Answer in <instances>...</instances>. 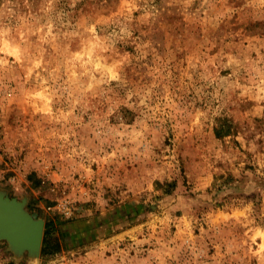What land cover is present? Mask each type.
<instances>
[{
  "label": "clouds",
  "instance_id": "9594fccd",
  "mask_svg": "<svg viewBox=\"0 0 264 264\" xmlns=\"http://www.w3.org/2000/svg\"><path fill=\"white\" fill-rule=\"evenodd\" d=\"M93 2L0 4V187L70 233L0 264H264V0Z\"/></svg>",
  "mask_w": 264,
  "mask_h": 264
},
{
  "label": "rangeland",
  "instance_id": "374dc122",
  "mask_svg": "<svg viewBox=\"0 0 264 264\" xmlns=\"http://www.w3.org/2000/svg\"><path fill=\"white\" fill-rule=\"evenodd\" d=\"M3 2L4 0H0V4H3ZM98 8V0H94L92 4L84 7V13L97 10ZM22 11H26V9H22ZM213 54H215V50ZM233 134L234 126L227 120L225 121V126L221 129H217L215 132L216 139L220 141H224L226 137H230ZM221 147L226 153L227 145L222 144ZM249 159H251L250 156ZM217 167L223 168L224 164L220 163ZM247 167L251 168L252 166L248 165ZM9 175H15V173H9ZM53 179H55V177ZM189 179L195 183L196 172L194 170L190 176L184 177L185 184L188 183ZM28 180L31 181L32 184L31 187H28L27 196L16 192L11 185H4L3 187H0V196L8 198L9 200L18 201L21 203L23 211L28 216H30L34 221H40L43 224L42 239L39 245L45 252L57 250L64 246V241L69 239L70 233L66 229L65 222L62 220L59 213L54 211L56 201L47 194L46 188H42V180L37 179L35 173L29 175ZM34 189H41V191H34ZM10 245H12L11 242L5 236L0 235V249H7ZM12 248L17 255L24 251L23 255L25 258L27 257V251L32 254L30 247L25 243L12 246Z\"/></svg>",
  "mask_w": 264,
  "mask_h": 264
},
{
  "label": "water",
  "instance_id": "95a60500",
  "mask_svg": "<svg viewBox=\"0 0 264 264\" xmlns=\"http://www.w3.org/2000/svg\"><path fill=\"white\" fill-rule=\"evenodd\" d=\"M43 224L34 221L16 200L0 196V235L5 236L12 246L25 243L32 254L42 239Z\"/></svg>",
  "mask_w": 264,
  "mask_h": 264
},
{
  "label": "trees",
  "instance_id": "16d2710c",
  "mask_svg": "<svg viewBox=\"0 0 264 264\" xmlns=\"http://www.w3.org/2000/svg\"><path fill=\"white\" fill-rule=\"evenodd\" d=\"M44 242H45V240H44Z\"/></svg>",
  "mask_w": 264,
  "mask_h": 264
}]
</instances>
